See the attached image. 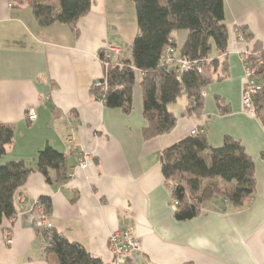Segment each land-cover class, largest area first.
<instances>
[{"label": "crops", "instance_id": "obj_1", "mask_svg": "<svg viewBox=\"0 0 264 264\" xmlns=\"http://www.w3.org/2000/svg\"><path fill=\"white\" fill-rule=\"evenodd\" d=\"M224 2L229 41L221 59L228 77L204 90L201 115L186 114L189 99L182 95L169 106L178 119L174 130L145 140L139 86L128 114L107 108L92 91L105 77L101 53L108 47L126 51L134 42L137 32L124 26L130 0H95L78 22V36L60 23L41 27L31 9L0 0V124L14 128L0 164L25 161L36 170L47 147L66 157L62 168L49 170L50 182L35 171L18 192L16 217L0 227V264L56 262L45 256L47 239L37 234L41 219L106 264L113 261L111 233L124 230L142 241V251L126 264H264V127L244 109L239 56L256 42L264 46V1ZM238 28H246L252 41ZM196 127L212 147L226 136L242 143L255 162L256 191L240 206L216 196L197 217L179 221L162 156ZM83 153L91 155L86 169L79 168ZM42 198L51 200L50 214L36 208ZM10 236L12 245L6 243Z\"/></svg>", "mask_w": 264, "mask_h": 264}, {"label": "trees", "instance_id": "obj_2", "mask_svg": "<svg viewBox=\"0 0 264 264\" xmlns=\"http://www.w3.org/2000/svg\"><path fill=\"white\" fill-rule=\"evenodd\" d=\"M135 4L138 30L129 50L101 62L105 78L101 87L94 85L93 94L107 108L121 109L128 114L133 109L134 90L143 93V113L147 127L145 140L171 133L177 124L169 106L182 96L189 99L186 114L201 115L205 102L204 90L228 77L226 54L229 30L226 25L224 0H130ZM15 9L29 8L41 27L55 23L68 25L79 35L78 22L87 16L95 0H9ZM185 31L186 40L177 42L176 33ZM238 33L251 42L246 28ZM175 51L168 61V49ZM179 59L198 62V69L180 71ZM249 65L262 89L254 98L256 118L264 127V46L256 42L251 48ZM142 79L138 81V76ZM220 103L222 101H219ZM222 107L221 113L227 112ZM14 128L0 124V161L6 147L12 144ZM64 154L47 147L37 158V169L25 161L0 164V227L17 215L16 196L30 175L38 171L50 182L49 170L65 165ZM162 173L166 186L177 200L176 218L189 221L197 217L204 205L221 196L235 206L243 205L256 191V166L242 143L230 136L220 147H212L206 134L188 136L167 148L162 156ZM46 214L52 211L49 198L38 201ZM10 230V229H9ZM47 239L45 256H55L54 264H106L84 246L71 242L56 230L45 226L36 228ZM112 264V263H110Z\"/></svg>", "mask_w": 264, "mask_h": 264}, {"label": "built area", "instance_id": "obj_3", "mask_svg": "<svg viewBox=\"0 0 264 264\" xmlns=\"http://www.w3.org/2000/svg\"><path fill=\"white\" fill-rule=\"evenodd\" d=\"M264 1V0H263ZM122 50L118 47H108L105 49V61L111 60L118 57L121 54ZM168 61H172V56H174L175 51L170 48L168 49ZM241 61L244 65L245 71V84L242 95V102L246 113L250 116H256L254 98L258 92L262 89V85L259 84L255 78V70L250 67L249 59L251 56V50H245L239 53ZM178 63L180 65V71H189L198 69L202 72V66L198 62H191L189 60L179 59ZM105 78V77H104ZM103 78V79H104ZM102 80V79H101ZM97 81L95 85L101 87L103 82ZM101 100V99H100ZM104 102L103 100H101ZM37 116L32 114L29 116L31 121L36 120ZM204 134V131L196 127L191 131V135H200ZM90 154L83 153L80 155L79 159V168L86 169L88 167V161L90 160ZM173 204L177 207V200H173ZM36 208L43 210V206L36 203ZM36 228H42L46 226V222L41 219L35 223ZM6 243L8 245L13 244V239L10 236ZM110 250L113 255L112 264H126L129 259H132L134 256L138 255L142 251V241L131 231H114L109 237Z\"/></svg>", "mask_w": 264, "mask_h": 264}, {"label": "rangeland", "instance_id": "obj_4", "mask_svg": "<svg viewBox=\"0 0 264 264\" xmlns=\"http://www.w3.org/2000/svg\"><path fill=\"white\" fill-rule=\"evenodd\" d=\"M131 8L132 10V18H130V13L128 12V10L126 11L125 14V20H124V26L128 31H132L133 34H136L137 30H138V21H137V13H136V7L135 4L133 2H131ZM128 7V6H127ZM186 33L185 31H181V32H177L176 36L178 39V44H181L182 42V38L180 37H185Z\"/></svg>", "mask_w": 264, "mask_h": 264}, {"label": "clouds", "instance_id": "obj_5", "mask_svg": "<svg viewBox=\"0 0 264 264\" xmlns=\"http://www.w3.org/2000/svg\"><path fill=\"white\" fill-rule=\"evenodd\" d=\"M204 243H207L206 241Z\"/></svg>", "mask_w": 264, "mask_h": 264}]
</instances>
